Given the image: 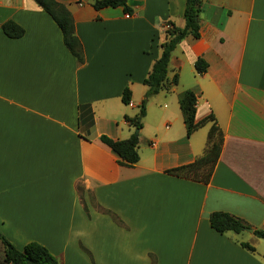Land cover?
I'll return each instance as SVG.
<instances>
[{
    "label": "crops",
    "instance_id": "0c3cea01",
    "mask_svg": "<svg viewBox=\"0 0 264 264\" xmlns=\"http://www.w3.org/2000/svg\"><path fill=\"white\" fill-rule=\"evenodd\" d=\"M55 1L72 17L82 63L34 0H0V235L18 250L38 243L57 264H264L253 234L264 233V0H203L199 37L170 56L177 85L146 102L133 167L100 138L135 133L124 117L139 113L165 27H184L186 0H130L129 17L94 0ZM8 21L21 37L5 36ZM185 90L197 96L195 120L211 114L222 133L207 183L167 173L203 156L213 124L186 135ZM214 212L251 232H215Z\"/></svg>",
    "mask_w": 264,
    "mask_h": 264
},
{
    "label": "trees",
    "instance_id": "16d2710c",
    "mask_svg": "<svg viewBox=\"0 0 264 264\" xmlns=\"http://www.w3.org/2000/svg\"><path fill=\"white\" fill-rule=\"evenodd\" d=\"M130 0H94L92 7L95 10L103 8L121 7L125 14H131L128 6ZM34 2L47 13L61 31L62 40L65 47L69 50L75 59L83 62L82 46L75 35V28L72 17L67 8L55 0H34ZM203 0H186L183 12L184 27L177 28L168 24V28L164 30V39L160 44L161 54L152 65V68L144 79L143 84L147 87L144 99L139 106V113L133 117H124L125 122L133 126L136 130L142 127L141 121L145 116V105L153 95L158 94L161 90H168L172 86H176L178 76L175 74L170 82L167 81V69L172 51L177 44L185 37H199V20L198 15ZM2 32L5 36L16 39L23 35V29L12 21L2 24ZM194 69L197 74L202 75L206 72L207 64L202 59H197L194 63ZM178 105L185 125L186 135L190 136L194 131L203 126L206 122H213L207 136V148L200 158L192 163L183 165L167 171L168 174L188 178L203 183H207L211 175L214 164L216 163L222 146V133L215 125L213 116L196 121L195 105L197 96L192 90H185L179 93ZM122 102L127 105L130 102V91L125 88L122 94ZM101 142L105 144L119 159V165L123 167H133L138 159V143L139 135L133 133L125 140H112L102 136ZM211 228L219 233L233 232L238 234L247 229L239 218L223 212H214L209 216ZM256 237L264 239L262 231H254ZM0 244L3 249V264H57L56 259L43 246L35 242L26 244L21 250L16 249L3 236L0 235ZM243 247L253 250L246 244Z\"/></svg>",
    "mask_w": 264,
    "mask_h": 264
},
{
    "label": "rangeland",
    "instance_id": "374dc122",
    "mask_svg": "<svg viewBox=\"0 0 264 264\" xmlns=\"http://www.w3.org/2000/svg\"><path fill=\"white\" fill-rule=\"evenodd\" d=\"M134 112H135L134 114H136L138 112V107L135 108ZM148 117L149 116H147V114H146V117L144 118V122L148 120ZM0 264H3V249H2V245L1 244H0Z\"/></svg>",
    "mask_w": 264,
    "mask_h": 264
},
{
    "label": "water",
    "instance_id": "95a60500",
    "mask_svg": "<svg viewBox=\"0 0 264 264\" xmlns=\"http://www.w3.org/2000/svg\"><path fill=\"white\" fill-rule=\"evenodd\" d=\"M135 133H138V130H135ZM246 231L251 232V229H247Z\"/></svg>",
    "mask_w": 264,
    "mask_h": 264
},
{
    "label": "built area",
    "instance_id": "2783aa9c",
    "mask_svg": "<svg viewBox=\"0 0 264 264\" xmlns=\"http://www.w3.org/2000/svg\"><path fill=\"white\" fill-rule=\"evenodd\" d=\"M126 17H129V14L126 15ZM168 28V25L165 27V29Z\"/></svg>",
    "mask_w": 264,
    "mask_h": 264
}]
</instances>
